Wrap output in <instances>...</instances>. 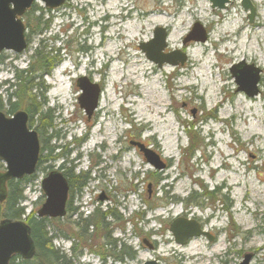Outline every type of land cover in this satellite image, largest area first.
I'll use <instances>...</instances> for the list:
<instances>
[{
	"label": "rangeland",
	"instance_id": "obj_1",
	"mask_svg": "<svg viewBox=\"0 0 264 264\" xmlns=\"http://www.w3.org/2000/svg\"><path fill=\"white\" fill-rule=\"evenodd\" d=\"M111 1L119 4L105 15ZM241 1L233 0L224 9H212L210 0H65L52 9L37 1L32 6L42 8L43 18L49 19L42 35L28 30L22 53L0 52V97L5 105L6 81L33 64L34 49L45 51L52 68L31 83L28 93L36 95L33 102L42 104L41 112L49 111L53 128L43 134L46 151L40 157L45 160L21 184L20 203L25 213L36 212L45 198L41 179L53 169L83 175L85 187L71 189L66 215L47 221L51 249L64 255L67 264H237L246 254L251 257L248 264H264V250L256 254L252 245L264 240V206L255 201L258 195L252 197L247 182L264 192V29L256 28L264 18V0H249L255 9L252 22ZM120 3L125 8L120 9ZM160 17L169 19L170 26L158 22ZM22 20L26 25L25 15ZM136 21L141 32L126 36V28ZM195 22L206 39L182 44ZM29 23L33 30L32 20ZM160 26L167 35L162 53L186 55L182 65L164 62L158 67L139 47ZM60 28L67 31L61 34ZM247 29L251 33L246 37ZM237 40L240 47L228 53ZM193 43L202 46L194 63ZM62 44L64 54L49 53ZM107 46L112 49L105 52ZM227 54L231 57L225 60ZM237 64L236 71L260 69L256 96L237 91L229 71ZM140 68L148 69L149 79L141 77ZM162 69L163 76L158 74ZM81 76L101 86L99 106L89 120L77 103L76 80ZM155 79L157 91L149 95L146 91ZM19 106L28 112L23 102ZM28 117L27 127L34 130L38 116ZM84 133L88 139L80 138ZM133 140L159 154L166 167L155 170L129 144ZM50 148L55 153L47 154ZM59 152V159H50ZM94 175L97 179L92 180ZM95 211L106 213L103 224L83 230L84 219ZM180 218L195 221L211 240L202 235L175 243L169 226ZM193 238L198 242L194 249ZM71 246L76 251H70ZM129 251L135 253L132 258L127 257ZM197 251L203 256H196Z\"/></svg>",
	"mask_w": 264,
	"mask_h": 264
},
{
	"label": "water",
	"instance_id": "obj_2",
	"mask_svg": "<svg viewBox=\"0 0 264 264\" xmlns=\"http://www.w3.org/2000/svg\"><path fill=\"white\" fill-rule=\"evenodd\" d=\"M40 1L45 8H56L62 5L65 0H0V52L13 51L22 53L27 46L26 28L22 16L29 10L30 6ZM233 0H210L211 8L224 9L227 3ZM242 9L250 13L247 15L249 22L255 15V9L249 0L241 1ZM154 37L148 43H142L139 47L148 60L153 61L158 67L162 63L169 65H182L186 55L179 51H172L164 54L162 50L166 47V31L163 27H157L153 31ZM206 33L202 30L199 22H195L192 29L182 39V44L190 41L204 42ZM242 63V62H241ZM238 64L230 68V73L235 79L237 91H242L246 96L254 97L258 94V82L260 69L248 66L249 73L238 70ZM76 86L80 89L77 102L84 110L88 119L98 107L100 86L92 83L88 78L81 76L76 80ZM27 113L22 110L15 111L12 115H6L0 110V162L3 169L0 170V202L7 196V181L17 180L36 172L39 157V138L37 133L27 127ZM146 162L155 169H164L166 164L160 159V155L154 152L149 146L133 141ZM41 190L44 193V200L36 211L38 218H62L65 215L67 203L68 184L66 179L57 170H51L41 179ZM175 243L181 245L192 236L211 237L198 227L193 220L189 221L180 218L169 226ZM35 253V245L30 235V227L23 219L13 220L11 218L0 220V264H10L12 256L22 257L24 260H31ZM238 264H248L250 254L243 256ZM144 264H159L155 260L146 261Z\"/></svg>",
	"mask_w": 264,
	"mask_h": 264
},
{
	"label": "trees",
	"instance_id": "obj_3",
	"mask_svg": "<svg viewBox=\"0 0 264 264\" xmlns=\"http://www.w3.org/2000/svg\"><path fill=\"white\" fill-rule=\"evenodd\" d=\"M42 8H36L34 6H30L29 10L24 14L27 18V24L25 25L26 30H29V32H33L35 35H42L43 31L47 28L49 19L43 18V13H41ZM40 12V13H39ZM35 13H39L38 16L35 15ZM32 20V24L34 25V29H30V23L29 21ZM46 47V46H44ZM60 48L57 49H50L49 53L51 55L54 54V57L59 52ZM33 54V64L28 65L27 68L22 69L21 71H16L13 76V81L10 86L5 88L7 100L6 105L3 103V99L0 97V110L3 111V109L6 108L7 114H12L14 111L20 109V104L23 102L27 107V113L29 116H38L37 124H36V130L37 132H40L39 135L41 137L40 141L42 144L40 153L43 154V152L46 151V148H44V137L43 134H47V130L52 129V117L49 115V111L41 112V105L34 104L33 100H35L36 95H31L30 90L32 89V82L34 80H38L44 77V75L49 74L50 70L52 69L49 63L46 61V55L40 49H34ZM35 62V63H34ZM39 86L40 81L37 83ZM38 106V107H37ZM41 129V130H39ZM45 143H47L45 141ZM189 149V148H188ZM55 153V149H48L47 154ZM41 156V155H40ZM58 155L52 156L50 159L56 160ZM40 161L38 163V166L41 164V162L45 159L43 157L39 158ZM47 162V160L45 161ZM37 166V169H38ZM51 167V166H49ZM1 168V167H0ZM62 169V173L65 176V178L68 180L69 183V190L76 188L77 190H81L82 186L85 183V178L81 177L83 175L73 176L72 172L68 171L67 169ZM27 178H24L22 180H9L7 181V196L6 199L3 202H0V220L1 219H8L11 218L13 220H19L24 219V222L29 225L30 227V235L32 237L33 243L35 245V253L31 260H24L22 257L13 256V258L10 261V264H67L65 262V256H58L54 253L53 249H51V241H52V235L48 231V218H38L36 213L33 211H30L29 214L25 213V208L23 205H21V200L23 197L22 187L21 184L25 182L24 180ZM212 192V191H211ZM111 213V212H110ZM106 213L100 214L98 211H95L92 215L89 217H86L84 219V226L83 230H87L89 226H97L103 224V217ZM111 216L114 217V213H111ZM56 219V218H51ZM50 219V220H51ZM117 245V244H116ZM115 245V246H116ZM134 252L131 253L130 251L127 254V257L129 256L132 258L134 256ZM122 257H118V260H121Z\"/></svg>",
	"mask_w": 264,
	"mask_h": 264
},
{
	"label": "bare ground",
	"instance_id": "obj_4",
	"mask_svg": "<svg viewBox=\"0 0 264 264\" xmlns=\"http://www.w3.org/2000/svg\"><path fill=\"white\" fill-rule=\"evenodd\" d=\"M118 4H119V2H117V1H111V2L107 3L108 6L104 10L105 15H109L110 14V11H112L113 9H115L116 8V5H118ZM119 6H120V9L125 8V5L124 4H121L120 3ZM202 8H203V2L200 3L199 9L202 10ZM186 12L189 13V14H191V12L189 10H187ZM197 17L200 18V19L201 18H204L201 15H198ZM233 17H235V16H233ZM179 21H180V23L182 22V17L179 18ZM233 21H234L233 24L236 25V22H237L236 19H234ZM158 22L166 23V24H168V26H170V24H169L170 21L166 17H160V18H158ZM256 28L259 29V30H263L264 29V18L263 19H259V21H257ZM126 29L129 31L128 35H126V36H135V35H138L141 32V26L139 25V23L137 21L135 23H133V25L131 27L128 26ZM243 29L244 28H241L240 27L239 28V31L242 32L241 30H243ZM178 30H179V25L176 26V28H175V31H178ZM248 30L249 29H247V31L245 30V32H244V34H245L246 37H247V34H250L251 33V31H248ZM263 35H264V31H263ZM240 37L241 36L239 35L238 40H240ZM238 40L236 41L237 42V46L235 48H233V49H230L228 53H234V51L237 50L240 47V42ZM193 44L196 45V48L194 49V52H193L194 59L192 60V63H194V61L196 62L198 60L196 54L202 49V46L201 45L196 44V43H193ZM263 46H264V41H263ZM110 49H112V48H110L109 46H107L105 52H108V50H110ZM229 57H231V55L227 54L225 60H227ZM206 63H209V56H207V55L205 56V64H204V68L207 71L208 70V67H207ZM133 69L139 71V68L137 69L136 67H134ZM140 69H141V73H140L141 74V77L146 78V79H149V77H148L149 76L148 69H145V68H140ZM117 72H118V75L120 76L121 70L119 69ZM174 72H175V70L169 72V75H173ZM164 73H165V70L162 69L160 71V73H158V74L161 75V76H163ZM140 80L138 79L137 84H141V81ZM152 84L153 85L149 87V89L151 91H149V89H147V91H146L147 94H149V95H152L153 93H155L157 91V89H156V86H158L157 80L155 79L154 82H152ZM177 86L180 87V86H184V85L181 84V85H177ZM67 93H68V95H70V93H69L68 90H67ZM158 95H160V92L158 93ZM67 97H70V96H67ZM147 125L150 126L149 123H147ZM232 180L235 182V184L240 185V183L238 181H236L234 178H232ZM221 181L224 182V179H222ZM247 182H249V185H250L249 192H252V197H254V195H255V197H256V195H258L259 197L258 198H255V201H257L259 204H261V206H264V196H263L264 195V192L261 191L260 188L254 186L253 185V181H247ZM228 187H231V185H228ZM259 191H261V192H259ZM255 201H253V202H255ZM245 212H248V209H245ZM255 212H256V210L253 211L252 214H254ZM259 232L261 233V231H259ZM191 241H192V248L194 249L193 245L198 244V242L196 241L195 238H193ZM252 245H255L256 246V248L254 249L256 254H261L263 252V250H264V240L262 242L257 241V243L252 244ZM198 255L203 256V254L200 251H197L196 256H198Z\"/></svg>",
	"mask_w": 264,
	"mask_h": 264
},
{
	"label": "flooded vegetation",
	"instance_id": "obj_5",
	"mask_svg": "<svg viewBox=\"0 0 264 264\" xmlns=\"http://www.w3.org/2000/svg\"><path fill=\"white\" fill-rule=\"evenodd\" d=\"M11 81L12 80H10V82H6L5 84V88H7V87H9L10 85L9 84H11ZM100 88H101V86H100ZM17 111V110H16ZM23 111V110H22ZM25 111V110H24ZM15 112V111H14ZM26 112V111H25ZM27 113V112H26ZM13 114V113H12ZM94 115V112L92 113V116ZM87 116V115H86ZM91 116V117H92ZM27 117H28V113H27ZM29 118V117H28ZM87 119H88V117H87ZM89 120V119H88ZM71 121H72V123H74L75 124V121L74 120H72L71 119ZM74 126V125H73ZM30 129H32L31 127H29ZM75 130V129H74ZM34 131L38 134V132H37V130L36 129H34ZM98 134L100 133V128L96 131ZM73 136H75V134L73 135ZM85 136H86V138H85ZM87 137H89V135H87V134H80V138H84V140L85 139H88ZM37 138H38V135H37ZM134 141V140H133ZM138 141V140H137ZM129 144H130V142H129ZM131 145V144H130ZM131 146H133V145H131ZM133 147H136L135 145L133 146ZM39 148H40V140H39ZM137 148V147H136ZM138 149V148H137ZM40 150H41V148H40ZM93 150L91 149V150H89V153H91ZM139 151V150H138ZM61 152H59L57 155H58V159H59V157H61ZM40 155H41V153L39 152V157H38V159L40 158ZM39 161H40V159H39ZM39 161H38V163H39ZM37 166H38V164H37ZM36 169H37V167H36ZM55 170H57V169H55ZM91 170H94V167L91 169ZM59 173H61L62 174V176L64 177V179H66L65 178V176L63 175V173H62V169H58L57 170ZM82 174H80V176H81ZM29 176H31V175H27V176H24L23 178H20V179H17V180H22V179H24V178H27V177H29ZM78 176V175H77ZM93 179L92 180H95V179H97V178H95V175L92 177ZM14 181H17V180H15V179H13ZM91 180V181H92ZM66 181H67V184H68V190H69V183H68V180L66 179ZM90 181V182H91ZM85 184H86V180H85V183H84V185L82 186V188H84L85 187ZM82 188H81V190H82ZM71 190H69L68 191V194H69V192H70ZM68 194H67V199H68ZM67 201V200H66ZM85 205V204H84ZM66 208H67V204H66V207H65V212H66ZM67 213V212H66ZM66 213H65V215H66ZM110 215H111V213H109ZM64 215V216H65ZM63 217V216H62ZM24 220V219H23ZM73 241V240H72ZM69 250L70 251H72V252H74V251H76V247L75 246H71L70 248H69ZM88 254V253H87ZM89 255H92V253H90ZM12 258H13V256H12ZM11 258V259H12ZM116 260H118V257H117V259ZM122 260V259H121ZM11 261V260H10Z\"/></svg>",
	"mask_w": 264,
	"mask_h": 264
}]
</instances>
